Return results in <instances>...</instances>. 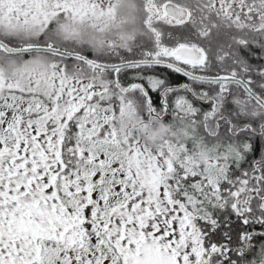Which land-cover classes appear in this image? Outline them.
I'll use <instances>...</instances> for the list:
<instances>
[{"label":"snow or ice","instance_id":"1","mask_svg":"<svg viewBox=\"0 0 264 264\" xmlns=\"http://www.w3.org/2000/svg\"><path fill=\"white\" fill-rule=\"evenodd\" d=\"M0 264H264V0H0Z\"/></svg>","mask_w":264,"mask_h":264},{"label":"flooded vegetation","instance_id":"2","mask_svg":"<svg viewBox=\"0 0 264 264\" xmlns=\"http://www.w3.org/2000/svg\"><path fill=\"white\" fill-rule=\"evenodd\" d=\"M172 79H173V82H176V83L180 82V80H181V78L176 77V76L173 77Z\"/></svg>","mask_w":264,"mask_h":264},{"label":"trees","instance_id":"3","mask_svg":"<svg viewBox=\"0 0 264 264\" xmlns=\"http://www.w3.org/2000/svg\"><path fill=\"white\" fill-rule=\"evenodd\" d=\"M173 77H175V76H173Z\"/></svg>","mask_w":264,"mask_h":264}]
</instances>
